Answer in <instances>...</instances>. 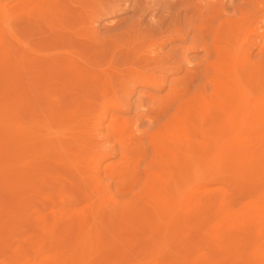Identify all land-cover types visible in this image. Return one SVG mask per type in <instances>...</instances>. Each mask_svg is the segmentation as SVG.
Returning a JSON list of instances; mask_svg holds the SVG:
<instances>
[{"label":"rangeland","instance_id":"1","mask_svg":"<svg viewBox=\"0 0 264 264\" xmlns=\"http://www.w3.org/2000/svg\"><path fill=\"white\" fill-rule=\"evenodd\" d=\"M8 8L9 19H12L10 28L16 38L10 36V28L4 27V14ZM263 18L264 0H0V264H224L223 261L226 264H248V261L249 264L251 261V264H264V200H261L264 199L261 195L264 174L259 170H264V132L256 138L255 134L243 129V133L251 135V140L236 142L235 146V142L232 143V157L221 156L218 160L216 154L207 151L204 154L198 145L207 139L209 144L221 132L227 136L223 134L221 140L226 141L225 137L228 139L231 132L223 127L225 124L218 126L212 117L206 118L198 137L204 134L208 137H197V173L190 178L195 187L190 186L191 190L194 188L196 211L190 207L194 211L182 216L183 221L171 223V228L161 222L154 224L155 220L146 227L142 224L143 219L132 218L125 222L119 214L110 217L108 211V203L113 200L119 213L127 212L124 209L139 198L138 193L149 183L151 174L166 175L173 167L170 155L155 152L154 146L158 142L152 139L153 136L165 133V141L180 134L169 119L176 115L183 101L201 102L204 112L209 111L210 106L218 110L215 105L220 95L219 88L216 89L218 81L215 70L209 66L218 61L216 42L223 44L225 38L233 40L237 35L240 42L238 44V39H234V44L241 52V59L244 58L254 44V29L258 27L257 32L264 31ZM10 48L11 55L5 58ZM252 51L251 62L259 60L258 48L254 47ZM65 55L70 60L61 59ZM53 56L58 59L54 63ZM76 59L78 62L72 63ZM79 66L99 74L105 71L111 83L117 82L111 87L102 86V94L98 87L92 86L89 90L84 87L79 90L76 102L65 98L59 85L57 89L42 87L54 79L70 82L84 78L86 74L78 71ZM109 67H113L114 73H110ZM139 71L149 73L147 76L153 74L151 78L154 79L157 75L163 76V83L157 76L160 83L149 85L137 76H140ZM240 73L247 74L241 70ZM234 78L231 76L227 82L222 79L228 83L223 96L238 98L250 90L257 96L250 106L263 110L264 83L257 88L246 81L243 87L248 90L244 87L242 93H238ZM71 91H66L67 95L70 96ZM174 92L178 94L170 100L172 97L168 95ZM165 96L169 98H166L168 102ZM164 102L169 106L167 113L154 121L155 113L165 106ZM87 103L94 116L99 112L103 116L102 110L109 107V115L122 124L115 125V129L125 128L126 131L113 139L107 127L109 119H106L102 127H98L104 135L92 128L95 131L92 134L98 137L92 136L93 144L84 142L85 121L82 119ZM5 106H9L13 117L9 122ZM74 109L80 111L76 113ZM63 113L67 116L61 121L59 116ZM52 114L54 118L50 116ZM212 124L223 129L215 133ZM206 126L212 129L213 137L209 136L212 132ZM202 129L210 133L206 134ZM50 131L78 132L82 134L81 140L62 147L56 144L57 135ZM167 140L165 145L170 146ZM101 143L106 144L103 146H107L110 153H115L101 160L103 167H109L108 172L102 168L98 173L96 160L108 151L101 150L98 146ZM251 169H257L259 173ZM183 183L177 192L172 189L173 194L168 195L173 198H168L171 204L179 197L184 203L188 194L193 193ZM257 193H261L260 196ZM213 198L215 201L209 205ZM205 199L204 206L198 205L205 203ZM93 202H97L98 208H104L99 219H95L94 212L98 208L93 211ZM245 202L249 207L251 203L256 216L252 208L247 210L249 207ZM183 203L181 201L183 206L187 204ZM235 215L237 218L232 222ZM257 217L262 223L256 220ZM113 219L121 220L122 226H113ZM230 220V225L226 224ZM178 223L182 229L179 236H174ZM240 223L248 226L241 232L240 226V229L235 227ZM53 226L57 233L49 230ZM66 226L69 228H64ZM97 226L104 228L103 235L95 237L93 232L91 237L87 236ZM231 226L236 228L235 233ZM223 228L225 235L221 231ZM60 234L65 236L59 237ZM224 236L239 243L226 240V244L230 241L232 246L230 249L229 244L223 243V249L219 243L222 244L220 237ZM239 237L244 241L237 240ZM225 249L232 252L229 253L232 257L229 258ZM223 254V258L228 257L219 262Z\"/></svg>","mask_w":264,"mask_h":264},{"label":"bare ground","instance_id":"2","mask_svg":"<svg viewBox=\"0 0 264 264\" xmlns=\"http://www.w3.org/2000/svg\"><path fill=\"white\" fill-rule=\"evenodd\" d=\"M23 1H26V0H20V2H23ZM8 10V11H7ZM7 10H5V14H4V27H6V28H10L11 26H12V19L10 20L9 18H10V16H11V12H10V10H9V8L7 9ZM264 19V18H263ZM262 19V20H263ZM236 27V26H235ZM12 28V27H11ZM10 28V29H11ZM258 27H256L255 29H254V31L256 32H254L253 33V39H252V47H250V50H249V52L248 53H246V55H245V57L244 58H242L241 59V52H240V50L238 49V47H237V44H234V39L236 40V39H238L237 38V35L236 36H234L233 37V40H230V38L229 37H227V38H225L226 39V41L224 40V41H222V43L223 44H219V42L217 43L216 42V49H215V51H216V54L218 55V61L217 62H210L211 64H209V66L210 67H212L214 70H215V72H216V80L220 83V84H217L216 83V89L217 88H219V91L217 90V92H219L220 93V95L218 94V96H219V98L218 99H216L215 101L217 102L218 101V103H215V105H216V107L218 108V110L216 109V108H214V109H216V110H214L212 107H214V106H210L209 107V111H205L204 112V110H203V108H202V106L203 105H201L202 103L201 102H196V103H194V102H192V101H183L180 105H179V107H178V110H177V113H176V115L175 116H173V117H171L169 120L170 121H172L173 120V123H171V126L172 127H174V128H176L177 130H175V131H180V132H178V133H180L178 136L176 135L175 137H169L170 139H168V138H166L165 139V141H164V139H163V135L165 134V133H163V134H157V135H155V136H153V140L155 139V140H157V144L158 145H155L154 146V150H155V152L156 153H158L159 155H161V154H164L165 156H167L166 154H168V155H170L173 159H172V161L171 162H173V164L174 165H172L171 167L172 168H170V169H168V171H167V174L166 175H168L169 176V178L168 179H166V175H162V174H159V175H155V174H151L150 176H149V179H148V184H146L145 185V187L144 188H142V190H141V193L139 192L138 193V195H139V198H137L135 201H134V203L133 204H129L128 205V208H125L124 210H126L127 212H121V213H119V207H117L116 205H115V203H113V200L111 201V202H109L108 203V207H109V209H108V211H109V216L110 217H115L116 216V214H119L123 219H124V221L126 222L128 219H131L132 220V218H134V219H139V220H141V219H143L144 221L142 222V224H143V226L145 225V227H146V225H148L149 226V223L150 222H152L151 223V225L153 224V221H154V224H160V222L162 223V224H164V226L167 228H171L170 227V224L171 223H175V222H179V220L181 219L182 221H183V218H182V216H184V215H186V214H188L187 212H190V213H192L191 211H194L195 210V208L193 207V204H194V202L197 204V201H195L194 200V196H195V193H194V184L193 185H191L192 183H193V180H191L190 178L192 177V176H194V173L196 172L197 173V171H196V167H197V164H196V161H197V159H196V155H197V151H196V145L198 144V143H196V140H198L197 139V137H198V133H199V130L201 131V128L203 127V124H205L204 122H205V120H206V118H209V120H210V117H212L211 119L213 120V122L214 123H216V125H217V122H218V126L220 125V123L222 124V125H224L223 127H225L226 128V130H229L231 133H230V136H229V138L227 139L226 137V135H225V132H221V131H219V129L221 130V128H222V126L221 127H218V126H216L215 124H212V128H213V126H214V132L215 133H219V132H221V135L220 134H218V136L216 135L215 137V139H214V141L212 140V141H209V144H210V142H213V143H211L212 145H209L208 144V139L205 141V140H203V141H201L200 139V141H201V143L198 145V147L203 151V153H204V151L206 152L207 151V153L209 152V154H216V155H214L215 156V158L216 159H218V157H221V156H223V157H227V156H230L231 155V157H232V152H233V150H232V146L234 145H236V142H238V143H243V142H245L246 140H251L250 138H249V136H251L250 134H248V135H246L245 133H243V129L244 130H247V131H249V132H251V133H253V134H255V136L254 135H252V137L254 136V137H256V138H260V136L262 135V133L264 132V109L262 110V109H259V107L257 106V107H253V106H250V104L252 105L254 102H252L253 100H257L256 98H257V96H255L254 94H253V92H251L250 93V90H249V92L247 91H244V92H246V93H242L241 91H243V89H247V87L246 86H244L243 87V85L244 84H246L245 82L247 81V83L248 82H250L251 83V85L252 84H254V86H256L257 88H259V85L261 86L263 83H264V42L262 43V39H264V31L262 32V31H260V32H257V30L259 31V28L257 29ZM257 29V30H256ZM12 30V29H11ZM12 33H9L10 34V36L12 37V38H16V35H15V33H14V31L12 30L11 31ZM242 41V40H241ZM239 42H240V39H238V40H236V43H238L239 44ZM254 47L255 48H258V54L260 55V58H259V60H257V61H254V62H251V56H253V54H254V51H252V49H254ZM9 51H6V53L7 54H5V58H9L10 57V53H11V48L10 49H8ZM206 50L209 52V48H206ZM136 54H139V52H136ZM62 57H63V59H68V60H70V57H66V55L65 56H61V59H62ZM65 57V58H64ZM76 57V56H75ZM44 58V57H43ZM53 58L54 59H52L53 60V63H54V61L56 62L58 59H57V57L55 56H53ZM56 58V59H55ZM77 58V57H76ZM50 59V60H51ZM36 60V59H35ZM60 60V59H59ZM71 60H72V58H71ZM189 60V59H188ZM220 60V61H219ZM32 61H33V58H32ZM216 61V60H215ZM52 62V61H51ZM70 62H72V61H70ZM75 62H78L77 61V59H76V61H74V62H72V63H75ZM35 63H36V61H35ZM191 63V62H190ZM76 64V63H75ZM93 65V64H92ZM82 66H84V65H82ZM98 67V66H97ZM80 68V69H79ZM79 68L77 67V69H78V71H81V72H83V74H86V75H84L83 77L84 78H81V79H74V81H70V82H58V80H52V81H49L48 83H46L45 85H43L42 87L44 88V89H46V88H48V87H50V88H56L57 89V85H59L60 86V88L62 89V92H63V96L65 97V98H72V101L73 102H76V101H78V98L77 97H79L80 96V94H79V90H81L82 88L84 89V87H86V89H88L89 90V88L90 87H98L99 88V91H100V93L102 94L103 93V90H102V86H104L105 87V85L108 87V86H110V85H112L113 83L114 84H116L115 82H117V81H115V82H113V83H111V78H109V76L108 75H106L105 74V71H103V73H101V74H99L98 72L96 73H94V71L92 72L90 69L89 70H87V69H85L84 67L82 68V67H80L79 66ZM99 68V67H98ZM111 68H113V67H109L108 69L110 70V73H114V71L112 72L111 71ZM108 69H106V70H108ZM93 70V69H92ZM105 70V69H104ZM211 70V69H210ZM213 70V71H214ZM240 70H241V72L242 73H247L246 75H242L241 73H240ZM135 71H137V68H135ZM212 71V70H211ZM77 72V71H76ZM107 73H109V71L107 72ZM109 73V74H110ZM137 73H138V71H137ZM139 73H140V76H139V74L137 75L138 77H141V78H143L144 80L143 81H148V84L149 85H156V84H158V82L160 81H162L161 83H163V80L164 79H162L163 78V76H161V77H159L158 75V77L160 78V79H162V80H159V81H157L156 79H157V76H156V79H154L153 77L151 78V76L153 75L152 73H150V75L151 76H147L148 74L147 73H142V72H140L139 71ZM237 73V74H236ZM141 74H144V75H146V78H144V75H143V77L141 76ZM238 74H240V75H238ZM111 75V77H112V74H110ZM117 75V74H116ZM156 75V74H155ZM114 76V75H113ZM214 76V75H213ZM231 76H234L235 78V81L238 83V86H237V89H236V91L238 92V93H242L241 95H240V97L238 96V98L236 97V98H233L231 95V97L230 98H225V96H223V94H225L226 93V90H227V87H228V83H224L223 82V80L222 79H226V81L225 82H227L228 80H229V78L231 77ZM118 77V76H117ZM211 77V76H210ZM248 77L250 78V79H248ZM125 78V77H124ZM137 78V77H136ZM213 78V77H212ZM113 79L115 80V78L113 77ZM138 79V78H137ZM214 79V78H213ZM127 80V79H126ZM136 80V79H135ZM113 81V80H112ZM131 81H133V83H134V80H130V82ZM141 81H142V79H141ZM211 81H212V79H211ZM42 82V81H41ZM127 82V81H126ZM138 82V81H137ZM139 82H140V80H139ZM159 82V83H160ZM168 82V81H167ZM223 82V83H222ZM40 83V82H39ZM43 83V82H42ZM129 83V82H128ZM136 83V82H135ZM151 83V84H150ZM215 83V82H214ZM41 84V83H40ZM39 84V85H40ZM113 84V85H114ZM38 85V84H37ZM39 87V86H38ZM103 87V88H104ZM111 87V86H110ZM113 87H115V86H113ZM112 89V88H111ZM68 90H72L71 91V93H69L70 94V96L69 95H67L68 93L66 92V91H68ZM113 90H114V88H113ZM116 90V89H115ZM248 90V89H247ZM23 91V90H22ZM42 91V90H41ZM59 92V91H58ZM256 92V91H255ZM44 93V95H46V91H44L43 92ZM60 93H61V91H60ZM20 94H23V92H21ZM41 94H42V92H41ZM55 94H58V93H55ZM169 94V93H168ZM177 94H178V92H174V93H170V95H168V96H171L172 98H170V100H172V99H174V98H176V96H177ZM53 95V94H52ZM52 95H51V97H52ZM61 95H62V93H61ZM256 95H257V93H256ZM259 95H261V94H259ZM63 96H62V99H63ZM76 96V97H75ZM50 97V96H49ZM261 97V96H260ZM259 97V98H260ZM166 98H168V97H166L165 96V99ZM61 99V98H60ZM68 99H66V101L65 102H67V100ZM74 99H76L75 101H74ZM169 99V98H168ZM211 97H210V101H211ZM252 99V100H251ZM261 99V98H260ZM118 100V99H117ZM259 100V99H258ZM166 101H167V99H166ZM165 101V102H166ZM52 102V101H51ZM58 102V101H57ZM61 102V101H60ZM62 102H63V100H62ZM163 103L165 106L163 107L162 106V108H160V111L158 110V114H156L155 113V117H156V119L154 118V117H152V118H154L153 120L155 121V120H158L159 119V117H163L166 113H167V111H168V108H169V106H166L167 104L166 103ZM168 102V101H167ZM250 103V104H249ZM57 104V103H56ZM162 104V105H163ZM61 105H62V103H61ZM262 105V104H261ZM8 107L9 106H5V108H4V112L6 113V114H9V117L8 116H6V119H8V121L7 122H9V121H11L12 119H13V117L10 115L11 113L9 112V110H8ZM86 109H84V111H83V114H84V119H82V121L84 122L85 121V123H84V132L81 134V133H78V132H68V131H50L49 133H53V134H56L57 135V139H56V144H59V145H61L62 147H64V146H66V145H68V144H71V143H76L78 140H81L80 139V137H81V135L82 136H85V139H84V142H86V143H89V144H93L94 143V141H93V139H92V136H97L98 137V135L97 134H95V135H93L92 134V132H94L95 133V131H92L93 129L94 130H96L97 132H101V129H99L98 127H102V125H103V123L104 122H106V121H104V120H106L107 119V121H108V119H109V126H107L108 127V131H110V133H111V137L113 138H116L117 137V135H119V134H122L123 132H125L126 131V129L125 128H120V129H118V130H116L115 129V125H119V126H121L120 125V123L117 121V118H113V115H109V111H110V109H109V107H104V110H102V113H103V116H100V114H101V112H99V113H97V115L96 116H94V111H92V107L90 106V104L89 103H87L86 104ZM253 107V108H252ZM261 107V106H260ZM257 108V109H256ZM262 108H264L263 107V105H262ZM80 110H78V109H74V112H76V113H78ZM218 111V112H217ZM68 112H70V110L68 111ZM215 112H217L216 114L217 115H215L214 113ZM56 113V112H55ZM75 113V114H76ZM111 113V112H110ZM64 114V113H63ZM61 115V116H59V120L60 119H62V118H66V114H64V115ZM75 114H73V115H75ZM93 115V116H92ZM214 115L216 116V121H214ZM52 118H54V114H52V115H50ZM71 116V115H70ZM104 117H105V119H104ZM150 117V119H152ZM56 118H57V116H56ZM68 118V117H67ZM64 119H62L61 121H63ZM94 119H96V120H94ZM208 120V121H209ZM211 120V121H212ZM60 121V122H61ZM169 121V122H170ZM8 123H6V125H7ZM91 124H93V125H91ZM18 126H20V124H17ZM211 125V123L209 122L208 123V126H210ZM105 126V127H106ZM208 126H206V127H208ZM215 126H216V128H215ZM178 127V128H177ZM93 128V129H92ZM209 128L210 127H208V129L207 128H205V129H207V130H209ZM204 129V128H203ZM203 129H202V131H203ZM223 129V128H222ZM100 130V131H99ZM167 129H165V131H166ZM212 130V129H211ZM211 130H209L210 132H212ZM205 131V130H204ZM203 131V132H204ZM202 132V133H203ZM210 132H208V131H205L204 133H206V134H209ZM102 133V132H101ZM101 133H100V135H99V137L101 136ZM177 132H175V134H176ZM203 133V134H204ZM99 134V133H98ZM103 134V133H102ZM211 134V135H210ZM209 134V136L211 137L214 133L212 132V133H210ZM223 134H224V136H226L225 137V140L226 141H222L223 139ZM104 135V134H103ZM108 135V134H107ZM95 136V137H96ZM106 136V135H105ZM203 135H201V137H202ZM204 136L205 137H208V136H206L205 134H204ZM203 136V137H204ZM201 137H198V138H201ZM213 137V136H212ZM113 138V139H114ZM165 138V137H164ZM255 138V139H256ZM108 140H109V138H107ZM169 140V143H171L170 144V146L168 145L167 146V144L165 145V142H166V140ZM210 139H212V138H210ZM222 139V140H221ZM253 139V138H252ZM112 140V139H111ZM167 140V141H168ZM205 141V142H204ZM207 142V143H206ZM235 142V143H234ZM95 143H96V141H95ZM203 143H206V144H204L203 145ZM232 143H234L233 145H231ZM102 144V143H101ZM106 145V144H102V145H98L100 148H101V150H104V148L105 149H108V148H106V147H104V146ZM200 145H202V146H204V147H202V148H204V149H202L201 147H200ZM205 145L207 146L208 145V148L206 147V149H205ZM237 145H239L240 147H241V144H237ZM114 146V145H113ZM167 146V147H166ZM209 146H212L210 149H209ZM112 147V146H111ZM99 148V149H100ZM113 148V147H112ZM115 148V147H114ZM111 149V148H110ZM208 150H210V151H208ZM115 151H117L116 149H115ZM201 151V152H202ZM234 151H235V149H234ZM241 151V150H240ZM110 152H112V151H110L109 149H108V151L104 154V155H102L101 156V158L100 159H98V160H96V166H95V169H96V172H100V170L102 169V168H104V170L106 171V172H108V168L109 167H103V165H102V163H101V160L104 158V157H106L107 155H111V154H114V153H110ZM240 153V152H239ZM205 154V153H204ZM202 155V154H201ZM99 156V155H98ZM198 156H199V154H198ZM205 156V155H204ZM212 156V155H211ZM200 157V156H199ZM207 157V156H206ZM121 159H123V157H120ZM212 158V157H211ZM230 158V157H229ZM199 159V158H198ZM219 160V159H218ZM207 163V162H206ZM201 166V165H200ZM201 168V167H200ZM211 169V168H210ZM208 170H209V168H208ZM259 170H261L262 171V174H264V170L261 168H259ZM250 171H256V173H259V171L257 170V169H251ZM258 171V172H257ZM260 171V172H261ZM203 172V171H202ZM202 172H201V174H202ZM208 172V171H207ZM206 172V173H207ZM101 173V172H100ZM203 174H205V173H203ZM164 177H165V179H164ZM186 180H187V182H186ZM192 182H191V181ZM183 182H185L187 185H185V187H188V190L191 188L190 186H192V187H194L193 188V190H191V191H193V193L192 192H188L189 194V196H188V198L186 199V202L184 201V203L186 204H184L183 203V200L179 197V199H175V201L171 204L169 201H168V198H169V196H171V193H172V189H176L175 191L177 192L179 189H178V187L179 186H181L182 185V183ZM184 184V183H183ZM169 185H170V187H169ZM178 189V190H177ZM183 189V188H182ZM187 190V191H188ZM146 192V193H145ZM262 193V192H261ZM261 193H257L259 196H260V194ZM173 194V193H172ZM176 194V193H175ZM179 194V193H178ZM178 194H177V196H178ZM183 194V193H182ZM186 194H187V192H186ZM263 194H264V192H263ZM263 194H261L262 195V197L264 196ZM169 195V196H168ZM181 195V194H180ZM176 196V195H175ZM174 196V197H175ZM176 196V197H177ZM175 197V198H176ZM185 198V197H184ZM209 197H207V201H209V199H208ZM212 198V197H211ZM210 198V199H211ZM169 199H172L173 200V198H169ZM180 199H181V201H182V203L185 205V206H183L182 204H181V201H180ZM196 199V198H195ZM257 199V198H256ZM255 199V201H257ZM152 201L151 202V204H145V202L146 201ZM194 200V201H193ZM197 200V199H196ZM217 200V199H216ZM261 200H264V199H261ZM205 201V203H198V205H202V206H204L205 204H206V199L204 200ZM213 201H215V198H213L212 200H210V202H208V204L210 203H213ZM252 201H254V199L252 200ZM203 202V201H202ZM246 202H248V201H246ZM245 202V203H246ZM258 202V201H257ZM256 202V203H257ZM97 203V202H96ZM96 203L95 202H93L92 203V209H93V211L96 209V208H98V206L99 205H97L96 206ZM117 203V202H116ZM245 203L243 204V206L245 205ZM261 203H262V201H261ZM100 204V203H99ZM195 204V205H196ZM207 204V205H208ZM209 204V205H210ZM217 204V203H216ZM247 204V206L249 207V203H246ZM171 205V206H170ZM258 205H260V204H258ZM193 207V209H191V208ZM197 207V206H196ZM245 207H246V205H245ZM247 207V208H248ZM253 206H251V203H250V207H249V209H247V210H249L250 211V209L252 208ZM255 207V206H254ZM200 208H202V207H200ZM240 208H242V207H240ZM240 208H239V210H240ZM244 208V207H243ZM260 208H261V210L263 209L261 206H260ZM104 210V208H98V209H96V213L94 212V215H95V219H99V218H101L103 215V210ZM255 209V208H254ZM99 210V211H98ZM153 212H155V213H152V211ZM191 210V211H190ZM252 210V212H253V214H254V212L255 211H253V208L251 209ZM255 210H257V209H255ZM264 210V209H263ZM92 211V210H91ZM196 211V210H195ZM245 212H247V211H245ZM252 212L250 213V214H248V216L250 217L251 216V214H252ZM258 212V211H257ZM114 213H116L115 214V216L113 215ZM244 213V212H243ZM259 213V212H258ZM92 214H93V212H92ZM119 215L117 216V217H119ZM153 215H154V217H153ZM229 215V214H228ZM241 215V214H240ZM255 215V214H254ZM239 216V215H238ZM242 216V215H241ZM244 216H246V215H244ZM256 216V215H255ZM257 216H260V215H257ZM234 217V216H233ZM240 217V216H239ZM247 217V216H246ZM260 217H262V216H260ZM260 217H257L256 218V220H260V222H261V219H260ZM236 215H235V218H234V220L232 221V220H230V221H228V222H226V224H229L231 221L232 222H234L235 220H236ZM255 218V217H254ZM111 219V218H110ZM116 220H118V219H113V221L111 222L112 223V225L113 226H122V223L120 222V221H116ZM239 221V220H238ZM263 221V220H262ZM124 222V223H125ZM244 222L245 221H243V224H244ZM250 222H251V220H250ZM253 222H255L254 220H253ZM257 222V221H256ZM75 222H73V224H74ZM136 224H138L137 222H135ZM140 223V222H139ZM237 223V222H236ZM262 223V222H261ZM260 223V224H261ZM225 224V223H224ZM224 225L225 226V228H226V226L227 225ZM250 224H252V222L250 223ZM250 224H249V226H250ZM259 224V223H258ZM264 224V223H263ZM150 225V226H151ZM220 225V224H219ZM230 225V224H229ZM229 225H228V227H229ZM231 225H233V224H231ZM235 225V224H234ZM253 225V224H252ZM251 225V229H253L252 226ZM255 225V224H254ZM174 225H172V227H173ZM241 227V229H240V227ZM247 226V225H246ZM246 226H242V224L240 223V224H237L235 227H237V228H239L240 229V232L243 230L244 231V229H243V227H245L246 228ZM221 227V226H220ZM235 227H233V228H235ZM248 227V226H247ZM261 227V226H260ZM259 227V228H260ZM57 228V227H56ZM64 228H69V226H66V227H64ZM124 228V227H123ZM225 228H223V229H221V231H222V234H224L225 232H226V230H224ZM258 228V229H259ZM103 229L104 228H100V226H97L95 229H93L92 230V232L91 231H89L90 233L89 234H87V236H89V237H91V235H92V233L93 232H95V237H100V236H102L103 235ZM182 229V227H181V223H178L176 226H175V233H174V236H179V233H180V230ZM251 229H245V230H247V232H248V230H251ZM257 229V230H258ZM52 233H57L56 232V230H55V227L53 226V227H51L50 229H49ZM225 232H224V231ZM235 230H236V228L235 229H232V226H231V231L233 232V233H235ZM256 230V231H257ZM264 230V229H263ZM217 231V230H216ZM237 231H238V229H237ZM236 231V233H238ZM254 231V230H253ZM179 232V233H178ZM224 232V233H223ZM228 232V231H227ZM251 232H252V230H251ZM68 233V232H67ZM220 233V232H219ZM218 233V234H219ZM229 233V232H228ZM231 234V233H229L231 236H234V234ZM246 233V232H245ZM245 233H243L242 235H244ZM249 233V232H248ZM254 233V232H253ZM65 235H66V232L64 233ZM229 234H226V235H228V237H230V235ZM64 235V236H65ZM220 235V234H219ZM225 235V234H224ZM246 236H248L247 234H245ZM244 235V236H245ZM64 236H62L61 234L59 235V237H64ZM235 236H237V235H235ZM240 236V235H239ZM228 237H226L225 238V236H224V238L223 237H220V239L222 238V244L221 243H219L220 245H221V247H223V249L225 248V245L223 244V243H225L226 244V240H230L231 242H233V243H239V242H235V240H233V238H232V240L230 239V238H228ZM249 237V236H248ZM242 238H244L243 236H242ZM246 238V237H245ZM249 238H251V235H250V237ZM215 239H217V238H215ZM220 239H219V241H220ZM253 239V238H252ZM237 240H240V237L237 239ZM248 240V239H247ZM225 241V242H224ZM229 241V242H230ZM242 241H244V240H242ZM241 240H240V242H242ZM218 242V241H217ZM229 242H227V244H226V246H229V248L232 246L231 244V242L229 243ZM247 242V241H246ZM215 243H216V240H215ZM229 244V245H228ZM235 244V245H236ZM223 245V246H222ZM247 245V244H246ZM242 246H244V244L242 245ZM241 246V247H242ZM219 247V246H218ZM247 247V246H246ZM228 248V247H227ZM228 248V249H229ZM235 248V247H234ZM234 248H232V249H234ZM243 248V247H242ZM244 248H245V246H244ZM222 249V248H221ZM231 249V248H230ZM248 248H246V250H247ZM225 250H227V249H225ZM225 250L223 251V253L225 252ZM239 250V249H238ZM227 252H228V250H227ZM256 252V251H255ZM230 251L228 252V256H229V258H230V256L232 257V255H230V254H232V252L230 253ZM245 253H247V252H245ZM224 254H226V253H224ZM224 254L221 256V258H220V260L221 261H219V262H222L224 259H226V257H228V256H226L225 258H223V256H224ZM235 254V253H234ZM227 255V254H226ZM247 255V257L248 258H250L249 256H251L250 255V253H248V254H246ZM234 256V255H233ZM243 256H244V254H243ZM242 256V257H243ZM212 257V256H211ZM235 257V256H234ZM245 257V256H244ZM222 258H223V260H222ZM235 259V258H234ZM256 259V258H255ZM216 260V259H215ZM244 260V259H243ZM252 260V259H251ZM253 260H254V257H253ZM227 261H229V260H227ZM248 261V260H247ZM247 261H245V262H247ZM225 262V263H224ZM244 262V263H245ZM252 262V261H251ZM251 262H250V264H251ZM222 263H224V264H226V261H223ZM229 264V263H228ZM248 264H249V261H248ZM254 264H256V262H254Z\"/></svg>","mask_w":264,"mask_h":264}]
</instances>
